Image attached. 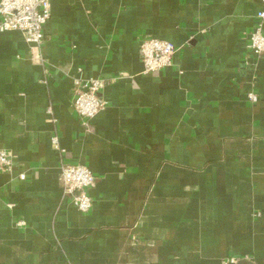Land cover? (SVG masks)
Here are the masks:
<instances>
[{
    "label": "crops",
    "instance_id": "crops-1",
    "mask_svg": "<svg viewBox=\"0 0 264 264\" xmlns=\"http://www.w3.org/2000/svg\"><path fill=\"white\" fill-rule=\"evenodd\" d=\"M51 2L38 57L0 33V264H264V54L248 48L264 0ZM151 36L176 45L156 72ZM79 78L107 101L87 121ZM62 158L96 176L88 212Z\"/></svg>",
    "mask_w": 264,
    "mask_h": 264
},
{
    "label": "built area",
    "instance_id": "built-area-1",
    "mask_svg": "<svg viewBox=\"0 0 264 264\" xmlns=\"http://www.w3.org/2000/svg\"><path fill=\"white\" fill-rule=\"evenodd\" d=\"M51 14V0H1L0 33L10 30L21 32L32 47L33 57H38L37 50L40 51L44 44V27ZM256 17L257 22L249 33L248 48L252 53L260 56L264 54V9L260 10ZM175 51V43L167 39L145 37L140 44V56L147 72H156L172 65ZM102 88L101 79L75 80L73 106L85 121L106 108L107 101L98 94ZM249 99L256 101L257 95L252 92L249 94ZM54 143L59 150H62L57 138H54ZM13 159L12 152L0 148V171H11L14 165ZM95 180V174L87 165L61 159L60 182L63 191L82 212H88L92 207L89 190L95 184ZM236 262L237 258L230 257L224 261V264Z\"/></svg>",
    "mask_w": 264,
    "mask_h": 264
}]
</instances>
